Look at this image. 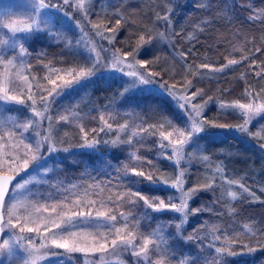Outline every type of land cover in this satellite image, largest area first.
<instances>
[{"label":"trees","instance_id":"obj_1","mask_svg":"<svg viewBox=\"0 0 264 264\" xmlns=\"http://www.w3.org/2000/svg\"><path fill=\"white\" fill-rule=\"evenodd\" d=\"M113 1V4H109L106 0H89L83 6L85 17L92 21L101 13L105 15L102 32L114 39L111 43L108 41V49L104 50L107 52L110 49L124 58L128 53L126 60L132 63L152 61L147 69L170 82L174 93H183L185 85L191 82L192 87L187 88V92L200 90L202 93L194 98V103L204 108L201 119L208 121L210 118V121L212 119L218 124L239 125L242 117L219 110L218 100L245 101L250 98L246 91L252 94L256 91L263 97L264 0ZM75 13L72 11L74 18ZM117 19L120 20L119 25ZM112 29L117 30L113 32ZM141 36L144 43H139ZM25 41L27 62L40 75L44 70L43 63L73 66L83 58L59 34L34 31ZM229 60L238 63L214 77L196 74L200 68H205L202 65H208L207 68L219 67ZM87 64L89 68L93 67L91 59ZM133 79L123 74L96 72L84 79V94L80 93L70 101L75 102V109L89 111V114L113 105L123 112L130 111L134 118L141 117L142 126L157 123L170 114L179 119L178 109L169 93L139 83L133 86ZM54 107L52 104L49 115L53 118L51 131L55 132L52 133L53 140L57 143L58 136L53 125L57 120ZM122 118L123 115L112 120L118 122ZM66 126L71 135L77 137L80 133L75 125ZM215 129L218 130L207 127L192 138L185 149L188 161L181 164L179 172L167 159L152 156V142H155L153 135H140L131 141L125 139L126 136L120 140L109 139L104 146L97 139L95 149L62 152L56 160V167L46 176L50 180L57 176L63 177L65 181H77V188L95 184V188L106 191L105 194L111 199L119 197L115 199L117 202L112 203L114 212L117 216L119 213H130L127 224L135 225L134 234L138 242L157 227L164 241L159 249H153L151 245L149 248L153 251L145 259H140L139 264H156L157 260H163L164 264H176L179 261L185 264H264V245L258 241L254 243L253 236L242 228L243 224H248L254 233L264 231V197L254 198L257 193L264 194V151L260 147L264 144V115H260L256 123L250 124L247 133L241 132V136L216 134ZM98 130L94 129L89 136L96 137L99 135ZM257 133L260 136H256ZM247 136L251 137L250 140L246 139ZM131 150H135L136 158H133ZM132 167L146 174L152 173L156 179L168 183L175 182L179 173L183 172V188L199 189L190 199L189 209L201 211L189 214L182 233L173 232V221L178 216L174 218L168 210L143 211V201L130 195L139 190L150 198L171 197L178 202V197L173 196L179 191L163 183L152 184L126 173V169ZM210 180L213 181L212 187H203ZM240 183L248 191L240 188ZM230 189L236 194L235 199L229 197ZM130 200L135 202L129 203ZM212 220L229 240L234 244L239 243L232 245L231 249H244L243 246L248 245L255 251L246 256L220 255L216 251L217 245L207 237L208 225ZM103 231L108 235L106 227ZM165 248L167 254H164ZM123 256L128 264L132 262L128 253Z\"/></svg>","mask_w":264,"mask_h":264},{"label":"rangeland","instance_id":"obj_2","mask_svg":"<svg viewBox=\"0 0 264 264\" xmlns=\"http://www.w3.org/2000/svg\"><path fill=\"white\" fill-rule=\"evenodd\" d=\"M88 2L89 0H70L69 5H63L60 6L62 3V0L58 2V0H51V3L56 5L60 8V11L57 13L52 14L55 10L54 9H47L43 10L40 15L37 17L33 8L34 0H0V41H7V43H0V81H7L5 84V87L9 90V95H15L18 97V99H24V104H18L15 101H0V120L3 121H14L18 125H22L24 123L29 122L33 118V112H32V101L28 100L27 97L29 95L28 89L31 87V95L33 98L37 101V109L40 111H43V108L40 106V100L42 97H48V92L51 90L53 85L49 82L50 80L57 79V76H63L64 79H71L70 76H68L69 71H78L80 68H89L88 67V60H92L94 63L93 57H95L96 53L90 52V48L94 46L96 48V52L99 53V56L101 58L100 65L96 66L94 68V72L100 73V74H122L119 71H114L110 68V63L112 60L113 53H116L114 51H110V49L106 52L104 48L107 50L106 44L108 43V39H105V41L100 37L94 34L93 32L96 31L93 29V25H99V31H102L104 29V16L102 13L99 15V17H94V21L88 19V17H85L86 12L84 10V7L77 8V4H82L84 6V2ZM46 3L49 2V0H45ZM107 3L113 4V0H106ZM69 8V9H67ZM72 11H76L75 18L72 16ZM65 13H67V17H65ZM33 17H36L40 21V28L39 30H33L31 33H23V32H17L13 34L11 30L6 27L8 24H14L16 27H22L24 24H31ZM103 19V20H102ZM68 21V22H67ZM65 25H70V27L65 28ZM68 30V31H67ZM35 32H41L46 31L49 34H55V35H61L66 39L67 45L74 49L76 52H78V55L83 56L82 60L79 64L73 65V66H65V65H55L51 63H43V73L40 75L37 70L30 65L28 61V53L26 54H20L19 52V45L24 44V47L26 48V41L27 38ZM69 32L71 34H69ZM96 33V32H95ZM93 34V36H92ZM105 34V33H104ZM106 36V34H105ZM97 41V42H96ZM98 44V45H97ZM15 45V46H13ZM27 50V49H26ZM120 56V55H119ZM121 57V56H120ZM122 59L124 57H121ZM13 61L12 65L8 64V61ZM105 64H108V67H105ZM126 64H133V69H128L126 67ZM126 64L123 66L125 72L129 70H137L141 73H145L146 71L152 74V79L154 82L152 84H147L149 87L155 88L159 92L163 93H169L171 96V100L174 102L175 107L178 109L179 113V119H176L175 115H171L168 117H162L160 121L152 122L145 124L142 126L140 121L141 117L136 116L134 118V114L130 113V111L123 112L119 108H114L113 105H108L105 108H102L101 110L97 109L92 114H89V111H80L78 109H75V102L70 101L72 99H75L80 93H83L84 89V79H81L79 83H74L71 88L64 89L60 95H54L53 97L49 98L51 103L48 108V113L46 115H49V110L52 106L54 107V115L56 117V123L54 125V130L57 132V143H55V146L58 149H61L60 151L48 154L47 152H44V156L46 158V162L41 161L40 163H44V167H41L39 169L36 168L35 163H30L28 169L26 170L27 173L30 175H26L25 171H20L18 174V177L14 180L13 184H15L17 181L23 182V180L27 179L29 180V184L27 185V190H21L19 194V198L23 199L24 197H27V200L30 202L29 207H27L24 210L20 211V215H28L31 213L35 219V223H30L29 227H36L37 225L40 226V232H32V233H20L19 235L25 237L22 241H19L15 247L14 254L9 257L7 252H5L4 255H0V264H32L31 257L29 255V252L26 251V249H30L32 247L40 248L41 244L44 243L47 246L41 249V255L39 259L36 261V264H128L126 259L123 255L125 253H128L131 256V263L130 264H139L140 259H145L146 257H136L133 255L130 251H124L123 249H116L113 251L111 247H109V251L107 253H100V252H94L89 253L87 255L83 253H74V254H64V255H58L53 256L52 253H61L63 252L62 249H56L54 246H51L50 240L44 241L42 239L43 236L48 235L44 231L45 226L51 229V231L55 232L57 229H55L52 226V221L59 222L60 221V215L64 212H68L69 209L72 211L76 210H82L87 212L89 210L88 202L89 201H95L96 204L94 207H92L93 215H95L96 211H103L108 212L109 214H116L114 212L115 206L112 204L117 202L115 199H119V197L111 199L107 196L106 191L99 190V188H95L96 185H92L90 187H80L77 188L75 184H77V181H65L63 177H54L52 180L47 178L46 175L50 173L52 168L56 167V160L61 157L62 149L68 148L69 150H75V149H95V146L92 148L87 147H80L85 140L84 136L85 133L87 134V140L88 141H97V139H100L102 145L104 146L105 143L109 139H119L121 137H125V139L131 141L132 138L138 137L140 135H153L155 138L154 146L152 148V156H155V158H162L167 159L170 163L174 164L177 167V171L179 172L181 168L182 163H186L188 161V153L185 151L187 148L186 144L183 148L181 158L177 162V157L172 155L171 152V146H169L167 149L161 148V137L159 133L161 131L168 133L173 132V136L170 138L172 140L178 139V135L175 132V129H181L186 130V125L190 124V120L188 119V112L180 107L181 103H184V101L180 100V97L183 95L191 96L193 92H187L188 90H184L183 93H174L171 91V84L170 82L165 81L161 76L157 75V73L149 71L147 68H141L139 64L132 63L126 60ZM225 65H228L226 63ZM219 66V67H213V68H200L199 71L196 74L201 75L202 77H214L219 72L218 69L224 68L223 71H225L228 67ZM22 74V75H21ZM124 75V74H123ZM23 76H26L27 82L23 80ZM57 83H61L60 80H57ZM173 83V82H172ZM167 86L170 91H165L164 86ZM263 89L264 93V87H261ZM246 93L249 95V99L245 101H239V103H252L254 105H262L264 104V95L261 97L256 91L252 94L246 91ZM3 93H0L2 95ZM256 95V96H255ZM196 98V97H195ZM195 99L193 98L192 103L195 105H198L196 102L194 103ZM236 100L231 101H225V100H218V108L219 110L223 112H231L233 114H238V116L242 117V121L239 123V125H245V119H247L246 116H244L240 110H231V109H222L221 105L226 104H232L235 103ZM94 108V107H93ZM189 110L191 109V105L188 106ZM91 109V108H90ZM203 109H201V115L203 112ZM75 112L77 115L75 117H71V113ZM122 120L115 122L112 119H115L118 116H122ZM264 115V112H261L260 114L254 116L247 125H245L246 128L250 126L252 123H256L259 116ZM60 116H70V119L65 122L59 120ZM193 116H195V113H193ZM103 117V119H101ZM202 117V116H201ZM200 117V118H201ZM39 119V118H36ZM203 120V119H202ZM209 122L216 121L212 120L210 121V118L207 119ZM169 123L171 124V127L169 126ZM218 124V123H217ZM66 125H75L80 129V133L76 137L75 135H71L68 133V128ZM108 125H111V128L108 127ZM163 125V126H162ZM237 124H229L226 125L227 127L224 129H219L216 134H232V135H239L241 136V132L237 130ZM230 126H234V128H230ZM81 127H83L84 131L81 132ZM62 128V129H60ZM99 128L98 132L99 135L96 137L89 136L90 133L94 130ZM103 129V131H101ZM40 131L42 134H46L49 131L48 121L45 119L41 123V127L39 129H33L29 128V131L24 133V138L26 142H33L35 139H38L39 137L35 136V131ZM52 133H55L54 131ZM245 133V132H243ZM16 136H20V131H17ZM251 137L247 136L246 139L250 140ZM79 140V141H78ZM100 143V144H101ZM165 145L168 144V141H163ZM46 147V146H45ZM2 152H11L15 154V149L9 148L7 145H5L2 149H0ZM43 151V150H42ZM132 154L135 155V150H131ZM6 167V165H5ZM140 171L139 169H137ZM9 174H14L13 172H8ZM126 173L131 174V169H128ZM50 175V174H49ZM212 180H210L208 183H205L206 185L212 184ZM175 182L170 183H163L165 186H169ZM75 186V187H73ZM11 188V187H10ZM172 188V187H170ZM229 193H233L232 190L228 191ZM177 195V196H176ZM174 195L173 197H178V199L181 196V192ZM264 197V194L257 193L254 198H260ZM231 198V196L229 195ZM68 202H67V199ZM157 198V197H155ZM159 199H162L158 197ZM171 197H168L165 200V203H168V200ZM172 202L178 203L173 201ZM6 203L10 206L11 203H14L15 200H9L6 196L5 198ZM80 200L81 206L79 208L73 206L74 201ZM104 203V206L101 207V203ZM56 205L55 211L52 210V205ZM67 204L68 207H64V205ZM31 205H35L37 208H40V211L34 212V209L31 207ZM43 205V207H41ZM143 211H153L151 208H147L143 202ZM47 208V211L44 209ZM166 211V210H165ZM169 211V210H168ZM156 212V211H155ZM172 212V211H171ZM173 213V217H176V221H173L175 225L177 223H180V215L177 213ZM121 214V213H119ZM130 216V213L123 214V217L128 218ZM5 219H7V216L5 214ZM118 221V222H117ZM116 221V227L121 228L120 235L126 236L128 232H132L134 234L135 232V225L130 223L127 224V227H124V219L121 217V215L117 216ZM122 225V226H121ZM184 224L182 228L178 231L176 227L174 228V231L176 234L182 233ZM219 225L214 222L213 220L210 221L208 225V235L207 237L209 240L214 244L217 245L218 248H225L226 251L224 253H219L220 255H228L227 251H235V252H246V249H243L242 247L234 249H227L226 246L228 244L231 245H239L234 244L233 241L229 240V238L226 236L223 230H219ZM103 222L98 227V230L100 232H103L105 234V231H103ZM157 228V227H156ZM151 229L149 231L150 234L152 233H159L157 229ZM243 230L248 233V235H252L254 240L253 242L256 243L257 241L264 245V231L260 233H254V230L252 231L250 226L248 224H243L242 226ZM223 229V228H222ZM250 229V230H249ZM109 230V229H108ZM157 230V231H156ZM18 232L17 230L12 229H6L5 233L3 235V239H9L10 237H13V233ZM114 236L108 237L107 235V243L110 245L112 239H116L117 236L113 232ZM160 234V233H159ZM257 234V235H256ZM106 235V234H105ZM135 235V234H134ZM219 236L220 239H216V237ZM28 237L31 238V244H29ZM91 237L88 238L86 243H93ZM99 243H104L105 241L99 240ZM137 245H140L142 243L135 241ZM20 245H23L24 247H21ZM151 245H149L150 247ZM257 247V246H256ZM253 248V247H251ZM248 253L247 255H249ZM232 256V255H231ZM239 256V255H237ZM233 256V257H237ZM246 256V255H244ZM183 262V261H182ZM181 261L177 262L176 264H182ZM185 264V263H183Z\"/></svg>","mask_w":264,"mask_h":264},{"label":"snow or ice","instance_id":"obj_3","mask_svg":"<svg viewBox=\"0 0 264 264\" xmlns=\"http://www.w3.org/2000/svg\"><path fill=\"white\" fill-rule=\"evenodd\" d=\"M60 2V0H58ZM70 0H62L61 7L63 5H69ZM83 7L82 4H77V8ZM33 8L35 11L36 16L38 17L43 10L47 9H54L55 11L52 13H57L60 11V8L56 5L51 3L49 0L48 3L45 0H34ZM67 17V13L64 14ZM164 19H168L167 16ZM117 25L120 24V20L117 19ZM13 34L17 32L23 33H31L34 29L39 30L40 28V21L33 17L31 24H24L22 27H16L14 24L6 25ZM93 29L96 30V35L100 36L102 39H108L109 43L112 42L114 37H107L102 31H99V25H93ZM117 29H112L115 32ZM0 43H7V41H0ZM144 43V38L141 36L140 42ZM15 46V45H13ZM19 52L20 54H26L27 50L24 47V44L19 45ZM90 52L96 53L92 68H80L78 71H69L67 74L71 77V79H64L63 76H57V79L50 80L49 82L53 85L51 90L48 92V97H42L40 100V106L43 108V111L37 109V101L31 95V87H29L28 92L29 95L27 97L28 100L32 101L31 107L33 112V118L22 125L16 124L14 121H3L0 120V149H2L5 145L9 148L15 149V154L11 152H2L0 151V255H4L7 252L8 256L11 257L15 252V247L19 241H22L25 237L19 235L20 233H32V232H40V226L37 225L36 227H29L30 223H35V219L31 213L28 215L21 216L19 213L21 210L26 209L29 207L30 202L27 200V197L23 199L19 198V194L21 190H27V185L29 184V180L25 179L23 182L17 181L13 184L14 176L8 175V172H13L15 174H19L20 171H25L26 175H30L27 173V169L30 163H35L36 168L39 169L44 167V163H40L41 161L46 162V158L44 156V152L48 154L60 151L55 146V142L53 140V134L51 131V124H52V117L50 115H46L48 113V108L51 103L50 99L54 95H60L64 89L71 88L74 83H79L81 79H87L92 77L95 72L94 68L101 63V58L99 53L96 52V48L92 46L90 48ZM129 55L128 53L125 54V58H121L117 53H113L112 60L110 63V68L114 71H119L124 75L134 78L133 79V86L136 83L139 84H152L154 80L152 79V74L149 72L141 73L137 70H129L125 72L124 65L126 64V57ZM246 59V57H245ZM137 64L140 65L141 68H147V65L152 63V61H144L140 62L137 61ZM238 61L236 60H229L228 65L224 67H228L231 65L237 64ZM9 65L13 64V61H8ZM108 64H105V67H108ZM128 69H133V64H126ZM202 67H209L208 65H202ZM224 68L218 69V71H223ZM22 75V74H21ZM25 82H27V77H22ZM57 80H60L61 83H57ZM7 81H0V101H15L18 104H24V99H18L15 95H9L8 88L5 87ZM191 82H188L185 85V88H191ZM165 91H170L168 87L164 86ZM127 91V90H126ZM202 94L200 90L193 92L191 96L183 95L180 97V100L184 101V103L180 104V107L185 109L188 112V119L190 120V124L186 125V130L175 129L176 134L178 135V139L172 140L170 139L173 136V132L165 133L161 131L159 133L161 137L160 147L167 149L171 146L172 155L177 157V162L181 158V154L183 148L186 144L191 143L192 138L199 133L206 130L207 127H215L219 129H224L227 126L224 124H217L214 122H209L202 120L201 117V108L202 105H195L192 103L193 98L197 95ZM123 95V93H122ZM134 95V93H133ZM191 105V109L189 110L188 106ZM222 109H231V110H240L241 113L247 117L245 119V125L249 123V121L256 115L264 112V104L262 105H254L252 103H239L235 102L232 104L221 105ZM195 113V116H193ZM77 114L75 112L71 113V117H75ZM39 118V119H36ZM48 121L49 131L46 134H42L40 131H35V136L39 137L35 139L33 142H26L24 138V133L29 131V128L39 129L41 127V123L44 120ZM70 119V116H60L59 120L67 122ZM103 119V117H101ZM245 125L237 126V130L240 132L247 133L249 131ZM163 126V125H162ZM171 127V124L169 123ZM111 128V125H108ZM20 131V136L17 137L16 133ZM84 129L81 127V132ZM103 131V129H101ZM256 136H260V133H257ZM264 138V137H262ZM85 142L80 145V147H87L92 148L95 146L98 141H88L87 134L85 133L84 136ZM163 141H168V144L165 145ZM46 146V147H45ZM261 148H264V144L260 145ZM43 150V151H42ZM63 151H68V148L62 149ZM133 158H136L133 155ZM205 160L208 157H204ZM150 163V162H149ZM6 165V167H5ZM127 171V169H126ZM219 171V169H218ZM131 174L137 177L143 178V180L148 181L152 184L157 183H167V181L158 180L154 177L152 173H145L144 171H138L136 167L131 168ZM183 176L184 173L181 172L175 179V183L171 184L170 187L173 189L181 192V196L179 198L178 203L172 202V199L169 198L168 203H165V200L159 198H150L148 196L142 195L139 190L133 191L130 193L131 196L137 197L139 200H142L147 208H151L153 211L162 212L165 210L172 211L180 215V223L175 225L176 229L179 231L183 224L187 222V218L190 213H196L201 211V209H189V201L196 195V192L199 190L198 188L188 189L185 190L183 188ZM229 183H239L238 181H229ZM11 186V188L9 187ZM75 187V186H73ZM203 187H212L211 184L205 185ZM239 187L242 188L244 191H248L245 186L240 183ZM229 195L235 199V193H229ZM6 196L9 200H15L14 203H11L9 206L6 203ZM67 199V198H66ZM135 201L130 200L129 203H134ZM73 203V206L79 208L81 206V201L76 200ZM96 204L95 201H89L88 207L89 210L87 212L82 210L72 211L69 209L68 212H64L60 215V221L57 223L52 221V226L57 229V231L53 232L50 228L45 226L44 231L48 233L42 237L44 241H49L51 246H54L56 249H62L63 252L56 253L53 252V256L64 255V254H74V253H83L85 255L94 252L100 253H107L109 251V247L113 251L120 248L124 251H130L136 257H148L150 251L153 249H159L161 244L164 241V237L159 233H152L149 236H144L142 238V243L137 245L135 243L137 237L132 232H128L126 236L120 235L121 228L116 227L117 215L116 214H109L108 212H103L97 210L95 215H93L92 207ZM104 206V203H101V207ZM34 209V212H39L40 208H37L35 205H31ZM43 207V205H41ZM64 207H68L67 204ZM56 205H52V210L55 211ZM47 211V208L44 209ZM5 214L7 219H5ZM121 217L124 219V227H127V218L123 217V213L120 214ZM103 222V226L109 229L108 235H111L113 232L116 234L117 238L111 240V244L107 243V235L103 232L98 230L99 225ZM6 229L17 230L18 232L13 233V237L9 239H3V235ZM250 230V229H249ZM91 237L94 241L93 243H86L88 238ZM194 237H189L188 239H193ZM99 240L105 241L104 243H99ZM216 239H220L219 236ZM235 239V238H233ZM29 244H31V238L28 237ZM149 245H153V249L149 248ZM24 247L23 245H20ZM47 245L42 243L40 248L32 247L30 249H26L29 252L31 257L32 264H36V261L39 259L41 255V249L46 247ZM246 249V252H235V251H227L228 255L232 256H244L248 253H252L255 249L251 248L248 245L243 246ZM227 249H231L232 245L228 244L226 246ZM216 251L218 253H224L226 251L225 248H217ZM164 254H167L166 248ZM156 264H164L163 260H157ZM183 264V262H182Z\"/></svg>","mask_w":264,"mask_h":264},{"label":"water","instance_id":"obj_4","mask_svg":"<svg viewBox=\"0 0 264 264\" xmlns=\"http://www.w3.org/2000/svg\"><path fill=\"white\" fill-rule=\"evenodd\" d=\"M262 150L264 151V148H262ZM8 175H12V176H14V180L18 177V175L17 174H9V173H7ZM14 180H13V182H14ZM9 187H11V186H9Z\"/></svg>","mask_w":264,"mask_h":264}]
</instances>
